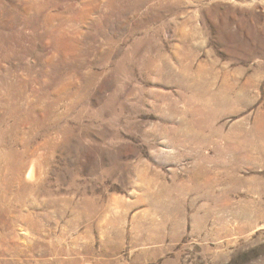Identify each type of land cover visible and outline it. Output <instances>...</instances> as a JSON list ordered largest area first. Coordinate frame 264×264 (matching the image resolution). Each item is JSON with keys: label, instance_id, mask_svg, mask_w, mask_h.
Instances as JSON below:
<instances>
[{"label": "rangeland", "instance_id": "1", "mask_svg": "<svg viewBox=\"0 0 264 264\" xmlns=\"http://www.w3.org/2000/svg\"><path fill=\"white\" fill-rule=\"evenodd\" d=\"M0 264H264V2L0 0Z\"/></svg>", "mask_w": 264, "mask_h": 264}, {"label": "bare ground", "instance_id": "2", "mask_svg": "<svg viewBox=\"0 0 264 264\" xmlns=\"http://www.w3.org/2000/svg\"><path fill=\"white\" fill-rule=\"evenodd\" d=\"M263 2H264V0H262ZM97 3H98V1H97ZM196 36V35H195ZM33 169V168H32ZM30 174H32V173H30Z\"/></svg>", "mask_w": 264, "mask_h": 264}]
</instances>
